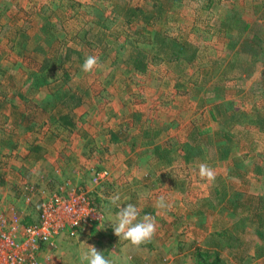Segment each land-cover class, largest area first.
Returning a JSON list of instances; mask_svg holds the SVG:
<instances>
[{
  "label": "rangeland",
  "instance_id": "374dc122",
  "mask_svg": "<svg viewBox=\"0 0 264 264\" xmlns=\"http://www.w3.org/2000/svg\"><path fill=\"white\" fill-rule=\"evenodd\" d=\"M169 1L167 12L145 26L126 12L153 0H0V214L14 207L24 223L35 221L43 195L64 183L86 192L100 214L73 236H59L50 251L54 264H129V256L137 264H191L190 249L179 243H203L218 222L243 220L242 205L236 218L220 212L235 194L250 209L258 197L264 201V0ZM223 24L227 32L216 28ZM87 25L104 45L90 37L92 54L65 60L67 79L52 67L45 85L27 86L43 59ZM155 28L192 46L195 60L185 67L150 60L145 72L135 71L133 46H150L132 44ZM252 47L257 61L251 69L248 59L238 73ZM73 91L81 100L61 97ZM214 105L232 115L228 129ZM244 112L259 115L263 126L245 123ZM119 130L120 138L108 142ZM188 132L214 155L204 147L184 160L177 142L186 143ZM227 132L231 148L222 158L216 144ZM156 146L169 155L161 158ZM98 170L107 177L95 182ZM24 183L35 187L30 202ZM214 187L220 194L210 195ZM247 253L234 263L264 264Z\"/></svg>",
  "mask_w": 264,
  "mask_h": 264
},
{
  "label": "trees",
  "instance_id": "16d2710c",
  "mask_svg": "<svg viewBox=\"0 0 264 264\" xmlns=\"http://www.w3.org/2000/svg\"><path fill=\"white\" fill-rule=\"evenodd\" d=\"M167 2L170 1L153 0V2H151V5L147 8L127 9L126 17L129 16V18H131L132 16H140L141 20H144L143 23H145V26L152 25L154 18L159 16L162 11L167 12ZM129 18H127L128 21ZM88 26L89 25L82 27L80 30L74 32L73 36L69 38V41L72 40L73 42L71 44H66L65 48L61 44L57 45L55 48V52H53L51 56V59L49 60L47 58H44L37 71L29 74L26 85L33 86L34 88L45 85L47 83V75H49L48 73L52 69V67L60 69L62 71L61 77H66L67 79L68 74L66 73V69L63 68L65 60H76V55H78L79 57L77 59L83 60L85 57V52H88V54H92L91 49L94 45L90 42V37H94L92 41L95 43V45H104V36H98L97 34L90 35L91 30ZM220 26L221 25L216 26V28L218 27V29H221L224 32H227L229 30V28H227V26H225L224 24L221 28ZM243 27H247V25H244ZM19 41L22 43L21 40ZM17 43L19 46H21L18 40ZM141 43H147L150 46L149 50L146 51L142 47H137L135 45L133 46L135 47V50H132L128 55V60L132 64L134 70L140 73L146 71L148 61L150 60H159V62L165 61L167 63H175L178 67H185L191 64L196 57V51L194 48H192V46L188 45L185 41H181L175 37H167L159 28L150 30L149 36H145L143 40L137 39V41H134L132 45H139ZM255 45L256 43H254L253 46ZM227 47L229 49H232L229 44H227ZM18 51L20 52V49ZM255 51L257 50H254V47H252L251 51L249 50V53H246L248 56H242V61L238 63V66H236L237 68L235 69L238 73L243 70L241 69V67H243L242 64L245 63L248 59L251 60V65H249L250 68L252 66V63L257 61L254 56L249 55ZM102 57L105 58L104 55H101V59L99 58L101 61L103 59ZM68 63L70 62L68 61ZM260 64L263 65L262 63ZM69 65L71 66V63ZM256 66L260 65L256 64ZM61 97H64L67 100H81L82 98L80 94L74 93V91L72 93H64L63 95H61ZM213 110L218 111L222 118V125L225 129H228L230 127L229 121L231 120L230 117L232 115L227 116V110L222 109V107H220L219 105H214ZM242 118L243 121H245V123L249 125H253L256 127L263 126L262 118L259 115L253 117L250 116V114H246L244 112V114H242ZM225 119L228 120L226 126L224 125ZM232 122L233 121H231V126L233 125ZM196 133L197 132L187 133L185 138L187 144L185 142H177L178 148L181 149L179 150V155L184 160H188L190 155L193 156L196 153L199 154L202 149L204 150V147L206 148L204 150L206 153L214 155L215 149L210 148V144L207 141L204 142L202 139H200V136ZM120 134L121 130H119L118 132L112 131L108 136V142H113V140L119 139ZM225 135L227 136L226 139H220V141L216 144V153H219L222 158L228 156L227 152L231 148V146L227 144V138L230 137V135L228 134V132ZM155 148L157 149L158 146H156ZM168 150L169 148H167L166 150L158 148V150H155V153L161 156V158H164L165 156L169 155ZM232 161L235 162V157L232 158ZM220 192L221 190H219L217 187L210 189V195L213 196H215V194H220ZM235 199L236 200L229 199L231 202V208L230 206H223L220 208V212L223 216H228L230 218L232 216H235L233 218H236L239 210L238 205L239 208L242 205V207H245L247 209V214L242 218L243 220L240 221V219L237 218L236 222H234L233 224L228 221L226 225L225 223L218 222L219 227L216 228V230L211 231L208 235L207 240H205L203 243L195 237L179 243L181 245L179 248L180 250L190 249L189 256L192 257L196 264H235V259L242 261L244 258L243 256L248 257L250 255L247 253L248 251H251V257H264V201L262 200V198L261 200H259L258 197L259 203L256 204L257 207H255L254 209H250V205L249 207L246 206V202L243 201L244 199L243 197H241V195L235 194ZM89 200L93 205L95 204L90 198ZM145 212L146 210H144V213ZM202 213H204V211ZM233 218L231 219L232 221ZM24 221L25 223L33 222L31 220V217L25 218ZM247 230L249 233H246ZM248 243H252V248L249 249L248 247H246ZM232 248H235L233 253L231 252ZM223 249L227 250V252L224 253ZM241 249L243 251V254L241 252ZM237 253L240 255H238Z\"/></svg>",
  "mask_w": 264,
  "mask_h": 264
},
{
  "label": "built area",
  "instance_id": "2783aa9c",
  "mask_svg": "<svg viewBox=\"0 0 264 264\" xmlns=\"http://www.w3.org/2000/svg\"><path fill=\"white\" fill-rule=\"evenodd\" d=\"M106 177L105 170L93 174L95 182ZM66 186L68 183L43 195L37 219L31 223H24L14 207L9 214H0V264H41L42 257L50 261L51 247H56L59 236L63 233L73 236L79 228L100 217L86 192L76 188L65 190ZM21 188L24 201H32L35 187L24 183ZM129 264L137 263L131 260Z\"/></svg>",
  "mask_w": 264,
  "mask_h": 264
},
{
  "label": "crops",
  "instance_id": "0c3cea01",
  "mask_svg": "<svg viewBox=\"0 0 264 264\" xmlns=\"http://www.w3.org/2000/svg\"><path fill=\"white\" fill-rule=\"evenodd\" d=\"M79 231V230H77ZM131 260H133V258L131 257V259L129 258V261L131 262ZM48 263V262H47ZM48 264H54V262L50 261Z\"/></svg>",
  "mask_w": 264,
  "mask_h": 264
}]
</instances>
